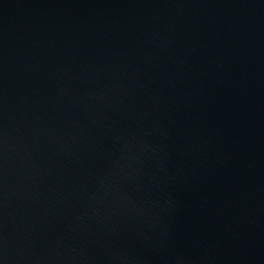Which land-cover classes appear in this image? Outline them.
<instances>
[{
    "label": "water",
    "instance_id": "95a60500",
    "mask_svg": "<svg viewBox=\"0 0 264 264\" xmlns=\"http://www.w3.org/2000/svg\"><path fill=\"white\" fill-rule=\"evenodd\" d=\"M0 264H264V0H0Z\"/></svg>",
    "mask_w": 264,
    "mask_h": 264
}]
</instances>
